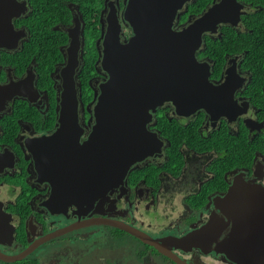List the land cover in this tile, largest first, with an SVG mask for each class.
Here are the masks:
<instances>
[{
	"label": "flooded vegetation",
	"instance_id": "af4514ba",
	"mask_svg": "<svg viewBox=\"0 0 264 264\" xmlns=\"http://www.w3.org/2000/svg\"><path fill=\"white\" fill-rule=\"evenodd\" d=\"M15 1L25 8L12 29L23 34L0 47V86L18 85L0 107V264H244L239 249V260L225 249L230 209L237 243L256 232L241 213L264 190V0L183 1L170 33L203 18L194 57L207 102L155 100L142 130L153 150L93 199L89 184L54 182L67 163L58 147L77 150L92 133L109 77L104 38L133 36L128 0H102L94 17L92 0ZM63 108L69 126L52 143ZM52 243L56 253L33 256Z\"/></svg>",
	"mask_w": 264,
	"mask_h": 264
},
{
	"label": "water",
	"instance_id": "95a60500",
	"mask_svg": "<svg viewBox=\"0 0 264 264\" xmlns=\"http://www.w3.org/2000/svg\"><path fill=\"white\" fill-rule=\"evenodd\" d=\"M183 1L128 0L123 16L131 25L133 36L126 43H120L117 36L104 38L101 65L109 77L100 85L92 133L77 150L74 144L71 147L59 144L57 162L67 163L58 165L54 175L56 184L63 181L89 184L93 199L112 181L122 177L130 164L153 150L152 146H146L147 139L142 135V130L146 108L151 107L155 100L173 99L191 108L205 105L207 100L203 94L208 89L207 75L202 73L194 57L203 18L183 31L170 33L176 10ZM24 8L15 0H0V47H14L18 35L23 34L22 30L12 29L11 18L18 16ZM192 31L195 34L191 35ZM68 69L71 70V66ZM67 80L69 83L65 94L69 96V93L73 94L75 85L71 77ZM16 92L18 85L15 83L0 86V107L5 98ZM69 101L67 98L64 102ZM68 114V110L63 108L61 124L52 143L59 142L61 132L69 126ZM69 154L71 160L67 161ZM40 160L43 169L41 155ZM57 190L58 187H55L54 192ZM250 195L248 206L251 211L241 214L249 218L256 232L251 235L245 233L244 240L236 243L234 222L237 212L234 214L230 209L233 227L225 250L231 258L239 260V249L240 262L244 264H264V190L253 191ZM114 224L134 232L127 226Z\"/></svg>",
	"mask_w": 264,
	"mask_h": 264
},
{
	"label": "rangeland",
	"instance_id": "374dc122",
	"mask_svg": "<svg viewBox=\"0 0 264 264\" xmlns=\"http://www.w3.org/2000/svg\"><path fill=\"white\" fill-rule=\"evenodd\" d=\"M89 238H90V240H93V239H95V236L91 234V235H89ZM79 243H80V245L76 246V248H78V249L83 245V241H81ZM57 250H58V245H55L52 243V244H48L46 246L45 252L42 248H40L36 252H34L33 256L40 258L41 256H44V255L49 254V253H56Z\"/></svg>",
	"mask_w": 264,
	"mask_h": 264
},
{
	"label": "trees",
	"instance_id": "16d2710c",
	"mask_svg": "<svg viewBox=\"0 0 264 264\" xmlns=\"http://www.w3.org/2000/svg\"><path fill=\"white\" fill-rule=\"evenodd\" d=\"M101 2H102V0H92V17H94V16H98V12H99V8H100V5H101ZM95 6V14L93 13V7ZM36 24V26H37V29H40L41 28V21H40V19H38L37 21H34V22H31V24ZM92 62H93V60H92Z\"/></svg>",
	"mask_w": 264,
	"mask_h": 264
},
{
	"label": "bare ground",
	"instance_id": "6f19581e",
	"mask_svg": "<svg viewBox=\"0 0 264 264\" xmlns=\"http://www.w3.org/2000/svg\"><path fill=\"white\" fill-rule=\"evenodd\" d=\"M111 4V3H110ZM111 7V6H110ZM114 10V9H113ZM242 13V12H241ZM231 25V24H230ZM233 26V25H232Z\"/></svg>",
	"mask_w": 264,
	"mask_h": 264
}]
</instances>
